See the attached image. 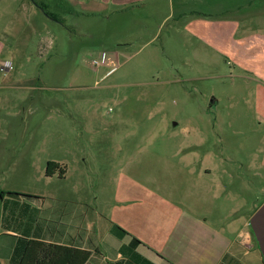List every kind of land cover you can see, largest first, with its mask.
<instances>
[{"label":"rangeland","instance_id":"obj_1","mask_svg":"<svg viewBox=\"0 0 264 264\" xmlns=\"http://www.w3.org/2000/svg\"><path fill=\"white\" fill-rule=\"evenodd\" d=\"M85 1L0 0V189L49 195L61 184L46 175L55 162L71 168L65 186L83 182L88 197L107 190L109 198L115 186L105 175L120 176L119 152L165 158L174 184L190 168L185 155L212 152L229 160L235 187L250 177L248 202L236 209L252 217L264 204V170L248 171L261 161L258 109L248 81L232 77L240 70L227 58L213 63V52L184 28L190 15L173 11L164 20L171 10ZM249 11L264 17L260 0ZM6 61L13 69L2 72ZM203 166L216 168L215 159ZM212 180L222 177L205 176Z\"/></svg>","mask_w":264,"mask_h":264},{"label":"crops","instance_id":"obj_2","mask_svg":"<svg viewBox=\"0 0 264 264\" xmlns=\"http://www.w3.org/2000/svg\"><path fill=\"white\" fill-rule=\"evenodd\" d=\"M93 1L122 10L140 6H148L144 10L150 13L171 10L164 20L173 11L181 18L190 15L186 31L213 52V63L222 58L233 62L240 72L232 77L248 81V91L257 97L261 161L259 167L250 162L248 171L264 170V17L257 21V13L249 11L257 0ZM200 4L230 15L215 18ZM119 154L113 162L120 176L105 175L115 186L109 198L104 197L107 190L88 197L92 191L83 182L80 188L65 186L71 168L58 163L67 173L64 178L48 177L61 181L49 195L29 193L31 197L0 200V264H20L30 241L90 252L86 264H264L250 226L252 217L238 216L241 208L236 209L238 203L248 202L250 177L247 184L235 187L228 159L190 152L185 155L190 168L179 170L174 184L165 158L158 160L143 151ZM214 159L216 168L203 166ZM193 163L200 164L199 171L192 169ZM78 169L89 179L85 167ZM219 175L222 181H205V176Z\"/></svg>","mask_w":264,"mask_h":264},{"label":"trees","instance_id":"obj_3","mask_svg":"<svg viewBox=\"0 0 264 264\" xmlns=\"http://www.w3.org/2000/svg\"><path fill=\"white\" fill-rule=\"evenodd\" d=\"M37 7L41 9L52 20L59 22L56 15L49 14L46 6L43 3H36ZM67 173L66 166L62 167L58 163L49 162L46 169L47 177H53L58 174L60 178H64ZM5 197H31L25 194L0 191V200ZM135 243L140 242L135 239ZM91 253L81 251L74 248L46 244L38 241H30L25 249L24 255L20 264H86L90 259Z\"/></svg>","mask_w":264,"mask_h":264},{"label":"water","instance_id":"obj_4","mask_svg":"<svg viewBox=\"0 0 264 264\" xmlns=\"http://www.w3.org/2000/svg\"><path fill=\"white\" fill-rule=\"evenodd\" d=\"M250 226L264 261V204L252 216Z\"/></svg>","mask_w":264,"mask_h":264},{"label":"built area","instance_id":"obj_5","mask_svg":"<svg viewBox=\"0 0 264 264\" xmlns=\"http://www.w3.org/2000/svg\"><path fill=\"white\" fill-rule=\"evenodd\" d=\"M105 62H106V57H105V55H104V56L102 57V59H101L100 62L95 61L94 64H95V65H102V64H104ZM11 69H13V64H12V62H10V61H6V62H4L3 67L1 68V71L4 72L5 70H11Z\"/></svg>","mask_w":264,"mask_h":264}]
</instances>
